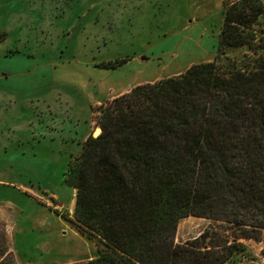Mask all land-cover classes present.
<instances>
[{
	"label": "trees",
	"instance_id": "16d2710c",
	"mask_svg": "<svg viewBox=\"0 0 264 264\" xmlns=\"http://www.w3.org/2000/svg\"><path fill=\"white\" fill-rule=\"evenodd\" d=\"M263 11L261 0L227 4L212 60L93 108L100 132L64 180L75 189L69 220L97 249L71 264H257L244 240L264 243ZM187 216L217 225L176 243Z\"/></svg>",
	"mask_w": 264,
	"mask_h": 264
},
{
	"label": "rangeland",
	"instance_id": "374dc122",
	"mask_svg": "<svg viewBox=\"0 0 264 264\" xmlns=\"http://www.w3.org/2000/svg\"><path fill=\"white\" fill-rule=\"evenodd\" d=\"M233 1L0 0V41L8 52L31 54L33 60L51 57L54 62L51 73L38 68L35 73H44L43 79L22 89L17 101L8 98L1 103V263L71 264L95 255L97 241L69 220L75 189L64 179L69 162L80 151L81 139L93 135L97 100L102 102L119 90L116 72L109 69L100 78L98 67L106 61L124 60L122 65L133 59L118 70L122 86L128 87L142 80L133 79L137 63L152 81L212 60L224 8ZM254 29L264 39V11ZM243 51L229 54L240 56ZM32 64H7L0 72L32 77ZM55 91L70 100L73 109L43 107ZM30 97L39 103L24 104L23 99ZM216 225L206 218H181L174 240L184 244ZM261 245L263 249L264 243L253 239L247 245L249 255L259 254L257 264H264Z\"/></svg>",
	"mask_w": 264,
	"mask_h": 264
},
{
	"label": "crops",
	"instance_id": "0c3cea01",
	"mask_svg": "<svg viewBox=\"0 0 264 264\" xmlns=\"http://www.w3.org/2000/svg\"><path fill=\"white\" fill-rule=\"evenodd\" d=\"M2 44L3 43H1V41H0V67L3 65H7V64H14V65L20 66V67H23V66L29 67L30 65H33L32 63L35 62L34 73L38 70L39 67H43L47 70L50 69V73L52 72L51 71V68H52L51 64L54 62L52 61L51 57L48 58L49 60L46 58H38L37 60H33L32 58L34 56H32L31 54H29V56H22V55L17 54L16 52H13V50H10L11 53H9L7 48H5V46ZM132 60L133 59H129L128 61H126L122 65H119V66H116L113 68H109V67L104 68V67H100V66L98 67L99 68L98 74H99L100 78H102L104 74L110 73L112 70L114 72H116V74L114 73V77L115 78L117 77V85H118L119 90L117 92H115L114 94L107 95L102 102L100 100H97V104L100 105L101 103H105L106 101L129 91L135 85L143 84L146 82H152V81H155L157 79H160L159 77H157L152 81L147 80V78H146L147 76L144 75L143 67H141V65L137 63L138 68H136V70H135V73H134L135 76L133 77V79L134 78H140L142 80H139V82H137L133 86H128V87L124 86L123 87L122 85L124 84V82L121 80L123 78H122V76L119 77L120 74H119L118 70L124 64H132L131 63ZM63 63L64 62L60 61L59 66L63 67ZM54 67H56V66H54ZM104 69H107V71ZM109 69L111 70L110 72H108ZM43 74L44 73L38 72V73H35V75H33L32 77H25L23 75H21L20 77H11V76H8L5 74H1V72H0V107H1V103L5 99L9 98V99L14 100V102L17 101V98L19 97V95L21 96V90L24 88H27L28 86H31L33 83L39 82L41 79H43L42 78ZM127 83H129V81ZM34 101H35L34 97L23 99L24 104L25 103H28V104L39 103L38 100L35 102ZM45 104L46 105H42V106L49 108L50 111H55V110H60V109H64V110L73 109V103H71L70 100H66L63 97H61V94L59 93V91H55V93L50 96V101H46ZM0 127H1V125H0ZM99 131H100V129L98 127L94 126L93 135L98 134ZM87 136H84L81 139V141H83ZM244 242L246 245H248V244H250V242H252V239H245ZM255 243L261 244V242H256V241H255ZM262 247H263L262 245L259 246V250H261ZM260 254H261V252H260ZM253 255L259 256V254L256 252H254Z\"/></svg>",
	"mask_w": 264,
	"mask_h": 264
}]
</instances>
